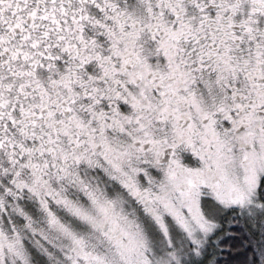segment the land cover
Returning a JSON list of instances; mask_svg holds the SVG:
<instances>
[{
	"label": "snow or ice",
	"instance_id": "obj_1",
	"mask_svg": "<svg viewBox=\"0 0 264 264\" xmlns=\"http://www.w3.org/2000/svg\"><path fill=\"white\" fill-rule=\"evenodd\" d=\"M0 264H264V0H0Z\"/></svg>",
	"mask_w": 264,
	"mask_h": 264
}]
</instances>
